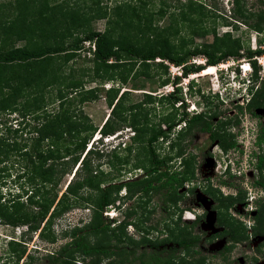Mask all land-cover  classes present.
<instances>
[{
  "label": "trees",
  "instance_id": "trees-1",
  "mask_svg": "<svg viewBox=\"0 0 264 264\" xmlns=\"http://www.w3.org/2000/svg\"><path fill=\"white\" fill-rule=\"evenodd\" d=\"M109 1L111 3L108 4ZM158 1L159 8L150 10V0H73L71 3L70 0H14L12 7L15 16L11 17L7 23L0 25V37L2 36L0 40V111H17L14 109L15 107L13 108L14 101L20 100V96L35 87L37 82H44L47 79L51 82H57L52 72H47L46 76L42 75L41 81H36L33 77L30 79L29 68L32 65L38 66L40 63L49 64L53 59L60 58L72 62L76 68H80L76 62L89 64L82 72L83 76L90 80L89 82H116L117 90L124 86L129 79L144 76L143 70L149 67V63H154V60L165 61L174 67H184L188 57L202 56L204 62L213 67L229 58L235 60L247 58L253 70L249 88L253 87V82L257 81V68L254 61H250V58L263 54L264 48L246 49L245 53L239 52L238 42L230 41L226 33L218 37L214 28H207L203 24L196 27L190 22L191 19L188 20L189 15L193 13L192 18H204L205 12L196 4V0H188L186 5L177 7L180 19L186 22L191 30L198 31V36L210 35L212 42L175 53L171 51L167 41L154 42L157 34L156 30L152 28V22L164 15L161 6L164 1ZM234 2L236 3V0ZM253 17L254 21L248 24L249 27L256 33L263 32L264 14L259 12ZM96 21H103L104 28L102 31H96L93 28L92 24ZM232 27L235 28V26ZM9 36L22 42V45L5 49L4 42L6 38H10ZM85 44L87 47H84ZM83 51L86 54L81 57ZM110 64H123L124 66L115 78H109L105 75L110 67H115L110 66ZM161 64L158 62L159 66H162ZM5 69H8L9 73ZM204 69L201 66L189 65L184 68L182 74L183 76L197 74ZM74 70L76 69H71V72L73 73ZM3 73L7 75L1 77ZM261 85V91L259 90L252 96L246 106L247 109H257L264 106V104L258 103L254 97L259 92L260 94L264 92V80H262ZM68 89L70 91H67ZM95 91V88L84 90L83 82L75 81L68 83L63 92L58 90L56 96L57 110L54 112V108L51 109L52 111L50 110L51 113L49 114L47 112L42 115L39 114L32 118L33 124L29 122L30 132L33 135L26 139L31 142L29 148L25 147L26 143L24 142L22 145L18 143L16 138L10 141L0 138V162L10 157L18 158L24 171L31 173V177L28 179L30 183L37 180L41 186L51 184L53 187L56 184L53 181L54 175L61 176L69 173L72 167H75L73 168L74 171L70 172L71 178L55 204L54 190L48 199L40 200L37 215L30 217L31 220L28 219L27 214L21 213L14 216L7 213V207L5 208L2 204H0V218L5 219L7 225H24L26 231L34 232L39 228L45 213L53 204L49 217L61 215L68 208L74 206L72 204L78 200L90 209L88 220L68 231H63L60 237L61 239L67 238V241L53 252L49 251L42 255L44 263L40 264H75V258H79L84 264H101L104 261L105 264H133L135 262L138 264H203L205 258L198 255L196 250L199 237L191 234L190 231L179 237L153 239L145 233L156 230L158 223L152 227H144L141 224L142 220H140V224L139 222H129L127 218L131 212L126 214L124 220L116 223L115 220L105 219L102 213L108 207L114 206L121 189L126 190L125 199L128 200L136 194L145 196L148 193L156 194L165 190L167 195L163 197V202L175 204L183 195L178 194V188L193 179L192 159L182 158L179 163L182 170H171L167 166L171 157H161L155 151L157 141L166 139L174 127L180 126V124H183V128L177 131L178 136L196 130L197 132L209 133L211 140H215L216 134L211 132L214 125L220 128L227 124L234 125L237 121L229 118L225 123H212L215 114L205 116V112L188 116L183 109L182 98L177 96L179 89L174 87L167 95V99L170 100L172 106L176 105L175 108L180 107L181 111L177 119L169 117L168 120H164L165 129L147 127V123L140 116L141 122H138L136 119L138 115L133 110L135 107H123L126 102V91L123 90L108 93L107 106L110 112L102 125L95 129L89 122H86L88 119L85 115L76 112L75 107L70 109L74 102L70 99L71 93L78 94L77 102L82 103L96 98L93 95ZM144 95H146V101L150 99L151 95ZM236 108L237 111L241 112V106ZM125 112H128L129 118L131 117L128 126L132 128V136L135 140L143 143L146 153L141 162L142 165H140L142 175L128 182L105 183L101 171L97 169L98 166L92 170L91 162L88 159L90 154L100 158L103 150H91V146L86 148L88 139L94 132H97L100 138L112 135L119 124L127 121ZM26 115L27 111L19 112L20 118ZM19 117L18 119H20ZM18 122V126L27 125L23 119ZM19 128L12 129L13 135L21 132L22 129ZM62 135H67L69 146L60 151L57 145ZM44 142H46L47 148L43 151V149L40 150L39 145ZM260 142L264 144V136L258 138V143ZM233 146V143H228L220 147L226 150ZM173 147V145H169L170 149ZM179 155H181V149L175 151V156L178 157ZM80 171H82L81 178L73 181V178ZM83 189L90 190L84 199L78 194L79 190ZM31 194V196H27L30 204L34 202L31 201L33 193ZM71 197L75 201H72ZM238 201L240 200L237 199L236 202ZM259 212L257 209V213ZM129 224L133 225L141 234L137 241L128 238V236L123 237V240L134 247V249L125 251L118 248L116 241L118 239L115 238V235L117 233L122 235V231ZM191 226L189 227L191 228ZM45 230H47L46 235H43ZM49 230L50 221H45L38 236L47 243L54 244L56 236ZM169 242L172 244L169 251L154 250ZM12 245L17 246L18 244L13 241L8 242V248L14 251ZM149 248L152 250L148 251ZM135 250L139 253L135 254ZM22 253L23 250L14 251L11 255V261L8 260L9 257L7 256V261L2 264L17 262Z\"/></svg>",
  "mask_w": 264,
  "mask_h": 264
},
{
  "label": "rangeland",
  "instance_id": "rangeland-1",
  "mask_svg": "<svg viewBox=\"0 0 264 264\" xmlns=\"http://www.w3.org/2000/svg\"><path fill=\"white\" fill-rule=\"evenodd\" d=\"M72 1L73 0H70V3ZM163 1L164 4L161 6L163 7L164 15L161 18H156L152 22V28L156 30L157 34L154 38V42L167 41L171 51L175 53H180L186 49L212 42V37L210 35L205 37L198 36V31L191 30L186 25V22L180 19L177 7L186 5L188 0ZM13 2L14 0H0V25L7 23L11 17L15 16V11L13 12L12 7ZM150 2V10L159 8L160 4L158 0H150ZM109 3L111 2L109 1L108 4ZM236 3L234 0H196V4L204 9L205 16L204 18H192V13L189 15L190 17H188V20L191 19L190 22L196 27L203 24L207 28H214L215 34L218 37H221L226 33L230 41L238 42L239 52L243 51L245 53L246 49L254 50L264 48V32L256 33L248 25L254 21L253 15L259 12L264 14V0H236ZM92 25L96 31H102L104 28L103 21H96ZM232 26H235V28ZM159 29L161 30L159 31ZM9 37L10 38H6L4 42L5 49L22 45V42L17 41L14 37ZM1 38L2 36L0 37V40ZM86 45L87 44H85L84 47H87ZM85 54L84 51L81 52V57ZM257 57L258 56L250 58V61L253 60L255 67L257 68L256 74L261 70L256 61ZM186 61L184 67H174L172 64L165 61L154 60V63H149V67L143 70L144 76H138L136 79H129L124 86L121 88L119 87V90H117L118 87L115 84L116 82H89L90 80L82 74L83 69L89 65L87 63L81 64L76 62L77 65H80V68H76L72 62L64 61V59L60 58L53 59L49 64L40 63L38 66L32 65V67L29 68L30 79L33 77L36 81H41L40 78L42 75L46 76L47 72H52L55 75V80L57 82H51L49 79H44L46 80L44 82H37L35 87L31 90H27L26 93L20 96V100L14 101L13 108L15 107L14 109L17 111H0V138L6 139L7 141L16 138L18 143H21L22 145V142H24L26 143L25 147H28L31 142L26 139L33 136L32 132H30L31 126L29 125V122L33 124V117H36L39 114L42 115L44 112L49 114L54 108L55 112L57 110L56 96L58 90L63 92L64 87L72 81L83 82L84 90L90 88L96 89L93 93L96 98L82 103L77 102L79 99L78 94L75 95L71 93L70 95V99L74 101L70 109L75 107L76 112L78 111L85 115L88 119L86 122H89L93 128L98 129L110 112V109L107 106L108 93H114L117 91L121 92L123 90L126 91V102L123 107H135L133 110L138 115V117H136L138 122H141L140 118L143 117L142 119L147 123V127H159L165 129L166 125L164 120H168L169 117L177 119L181 111L180 107L175 108L176 105L172 106L170 100L167 99V95L174 89V87H177V89H179L177 96L182 98L183 109L188 116L194 115L195 113L205 112V116L212 113L215 114L212 123H225L229 118L237 121L234 125L227 124L220 128H218L217 125H214L211 132L216 134L215 140H211L209 133L197 132L196 130L189 134L184 133L178 136L177 131L180 128H183V124H180V126L174 127V130L166 137V139L163 138L161 141L158 140L155 144V151L157 154L159 153L161 157L165 158L168 156L171 157L169 162H167V166L170 167L171 170H177L178 167H180L179 163L182 158L192 159L191 169H193L192 173L194 179L190 180V182L193 184L194 188H199L196 191V197L202 198L203 202H207L205 205L202 203V206H205V208L208 207V210L205 212L207 218L206 220H203L202 227L205 229L204 233L209 232L211 234L214 231L213 226L215 222V213L213 210L209 209L213 202L212 198L227 206L232 203L236 204V200H242V198L245 199L243 200L245 201L244 203H249L247 198L254 195L264 198V191L261 193V189H259L257 185L252 184L254 178H250L247 169L246 171L244 170L246 172L244 177L237 175V165L236 162H234V160L239 162L243 161L241 158V150L246 154L251 151V141L255 134L259 132V127L254 124L257 123V121L255 118L249 116L247 110L244 114L242 110L241 112H239V110L237 111L236 107L242 104L240 100L238 101V99L235 98L233 89L230 87L227 88L228 85L232 84L230 81V75L236 78L238 74V76L242 77L240 71L241 69L246 70L245 64L249 63L247 58L237 60L229 58L227 61L216 66V74L204 77H195V74H193V76H183L182 74L184 68L189 65L201 66L206 69L207 64L204 62L202 56L188 57ZM158 62H161L162 66H159ZM110 66L115 67H110L109 70L105 72V75L109 78H115L124 68L123 64H110ZM70 68L76 70L72 73ZM14 70L17 72L16 69ZM5 71L9 73L8 69H5ZM243 73L244 76H247V72L243 71ZM6 75L7 74L3 73L1 74V77ZM173 83H176V85H173ZM216 83L218 84V94L214 93ZM212 88L213 90H211ZM67 91L70 90L68 89ZM64 92H66V90H64ZM144 94L151 95L150 99L146 101V95ZM254 97L258 103L264 104V92L261 94L259 92ZM259 110L264 114V108ZM22 111H27V115L20 118L19 112ZM260 111L257 110V113H260ZM124 115L127 116V121L123 124H119L116 131L113 132L112 136L117 135L114 139L96 140L95 138L99 137L97 132H94L91 138L88 139V146L86 148L91 146V150H103V154L100 158H96L94 155L90 154L88 155V159L91 162L92 170H94L95 166H98L97 169L101 171L105 183L128 182L137 179L142 175L140 165H142L141 162L146 156L144 146L141 141H137L134 139V136H131L133 131L132 128L128 126L131 117L129 118L128 112H125ZM18 117L23 119V122L27 123V125L23 124L18 126L17 123H19L18 121L20 120ZM260 125H262L261 133H263L264 120ZM17 128L22 129L21 132H17L16 135H13L12 129ZM81 135L83 136V133H81ZM228 143H233V148L225 153L221 152L220 146L227 145ZM169 145H173L174 147L170 149ZM67 146H69L67 135H62L61 139L58 141L57 147L62 151L63 148ZM39 147H41L40 150L43 149L44 151L47 148L46 142L40 143ZM177 149H181V155L178 157L175 156V151ZM223 160H229L231 168L236 169L235 172L237 176L235 175L230 179L227 177L224 178L226 186L223 187L222 193L234 194L237 191L238 183H242L241 185L243 186L244 184L247 185L252 194L248 195L245 192L246 194L244 193V195H241L236 199L224 198L222 193L221 195L217 191L210 190L211 187L201 180L202 177L208 175L216 184V175L221 171L220 167L222 168L227 162H223ZM241 165H244L243 162ZM238 166L240 167V165ZM73 168L75 167H72L69 173L61 176L54 175L53 181L56 184L53 187H51V184L41 186L37 180H35L34 183L28 182L31 173L26 170L24 171L22 163L18 158L10 157L9 159H4L3 162H0V204L4 205L5 208L7 207V213H11L14 216L21 213L27 214L28 219L31 220L30 217L37 215L40 200L48 199L54 190L56 195L54 201L55 204L70 180V174L74 171ZM81 176L82 171L73 178V181L79 180ZM185 184L186 185L183 186L184 188L189 185L187 183ZM31 193H33L31 201L34 202L30 204L27 196H31ZM89 193L90 190L83 189L79 190L78 194L79 197L81 196L84 199ZM125 195L126 190L121 189L118 192V198L114 206L108 207L102 213V216L105 219H112L117 223L124 220L126 214L131 212V215L127 218L129 222H139V224L142 222L141 224L144 227H152L158 223L156 225V230H150L148 233H145L149 238L153 239L166 237L173 238V236L179 237L187 231H190L193 235L196 233H202V231L196 227L190 228V221L185 218L187 217L186 215H188L186 212L192 213L191 209L196 210L202 208V206L199 208L193 204L194 201L191 194L182 195V197L180 196L175 204L163 202V197L167 195L165 190L156 194L148 193L145 196L142 194H136L131 196L129 200L125 199ZM70 199L75 201L72 197ZM54 204L49 208L48 212L45 213L39 228L34 232L26 231V226L24 225H7L5 224V219L0 218V264L7 261L8 257V260L10 259L9 261H11L12 253L20 250H23V253L19 260L17 262H9L10 264L44 263L42 255L49 251L53 252L67 241V238L61 239V233L86 222L90 215V209L78 200L72 204L74 206L68 208L61 215L49 217ZM244 208H253V205L252 207L245 206ZM222 209V215H226L227 213V215H230L233 219H236L235 217H238L239 219L245 218L243 208L240 209V212L234 211V207H231L229 212L228 210L225 211L224 207H222ZM231 215H235V217ZM262 215H264V211L262 212ZM140 220L142 221L140 222ZM45 221H50L49 231L53 232L56 236V242L54 244H49L38 236L39 230L44 225ZM46 231L47 230H45L43 235H46ZM140 234L141 232L133 225H127L125 230L122 231V235L118 233L115 235V238L118 239L116 240L118 242V248H122L125 251L134 249V247L128 244L126 240H123V237L128 236V238L137 241ZM199 235L200 242L196 247V250L198 255L205 258L204 264H238L236 257L238 258L240 255L244 254V251L241 248H238L234 250L228 258L224 259V256L221 258L218 256L217 251L220 249L222 240L214 243L215 239H213L211 242L206 243L208 239L206 234ZM9 241L18 244L17 246L12 245L14 251L8 248ZM171 247L172 244L169 242L154 250L167 252ZM151 250L152 249L150 248L148 249V251ZM137 253L139 252L135 250V254ZM247 257L249 258V256ZM259 258L261 264H264V260L261 259V256H259ZM75 264L84 263H82L79 258H75ZM101 264H105V261ZM133 264L138 263L135 262Z\"/></svg>",
  "mask_w": 264,
  "mask_h": 264
},
{
  "label": "flooded vegetation",
  "instance_id": "flooded-vegetation-1",
  "mask_svg": "<svg viewBox=\"0 0 264 264\" xmlns=\"http://www.w3.org/2000/svg\"><path fill=\"white\" fill-rule=\"evenodd\" d=\"M261 89H262V85H259V88L256 91H247L246 95L244 96V99L242 100L241 110L243 114L247 110L249 116L251 118H255L257 123H254V124L257 125V127H259V132L256 133L254 138L252 139L251 151L248 152V154H246L243 150L240 149L242 152L241 158L243 159V161L239 162L237 160H234V162H236V165H237V168H236L237 175L240 177H244L246 175L245 171L247 169L248 175L250 176V178H254V181H252V184L257 185L259 189H261L260 192L263 193L262 191H264V164H263L264 144L261 142L258 143V138H261L264 136V132L261 133L262 125H260L264 120V114L261 113L262 111L259 110V109L264 108V106L257 108V109H253V110L246 108L252 96L259 90L261 91ZM257 110L260 111V113L259 112L257 113ZM220 149H221V152L225 153L231 148L223 150L220 147ZM224 161L226 162L227 160H223V162ZM242 162L244 164L243 166L241 165ZM259 163L261 164L258 166ZM238 165H240V167ZM220 169L221 171H219V173L216 175V181H217L216 184L214 183V180L208 175L202 177L201 180L206 182L211 187L210 190L217 191L218 193L221 194L223 192L222 190L223 187L226 186V184L224 183V178L227 177L228 179H230L233 176H235L236 169L231 168V163H229V160L226 162V164L223 165L222 168L220 167ZM177 170H182V168L178 167ZM186 183L189 185H187L186 188L183 187L186 184L181 185V187H179L177 190L178 194L180 195L181 194L183 195L191 194L193 196V201H194L193 204L199 208L202 206V203H204L205 205V203H207L206 201L203 202L202 198L196 197V194H197L196 191L199 188L198 187L197 189L194 188L191 182H186ZM241 184L242 183H238L239 186L237 185V191L234 194H231V193L223 194L222 193L223 195L222 194L221 195L224 198L236 199V198H239V196L244 195L245 192L248 195L252 194L250 189H248L247 185L244 184L243 186ZM248 198L247 200L249 201L250 204L244 203L245 201L243 200L245 199L242 198V200H240L236 204L232 203L228 206L212 198L213 202H212L211 207H209V209L213 210L215 213V222L213 226L214 231L213 233H211L212 235L209 232L204 233L205 229H203L202 227L203 220H206L207 218L205 215V212L208 210V207L205 208V206H202L201 209H196V210L191 209L193 220L190 221V225H192L191 228L196 227L199 230H201L202 233H199V234H203V235L206 234V237L208 238L206 243L211 242V240L213 239H215L214 243L222 240L220 249L217 251V254L219 257L223 258L224 256V259H226L230 256L231 253H233L234 250L241 248L244 251V254L240 255L238 258L236 257V261H238V264H261V260L259 256H261V259L264 260V223H263L264 215H262V210L264 207L263 205L264 198L256 196V195L252 197L250 196ZM252 205H253V208H249V209L244 208L245 206L252 207ZM222 207H224L225 211L228 210V212L231 207H234V211L236 212H240V209L243 208L244 209L243 212L245 213V218L239 219L238 217H235V215H231L236 218V219H233L232 217H230V215H227V213L226 215H222L221 214V211L223 210ZM257 209L260 211L259 213H257ZM185 218L188 219V217H185ZM199 234L196 233L195 235L200 237ZM199 242H200V238L198 240L197 246ZM247 256H249V258Z\"/></svg>",
  "mask_w": 264,
  "mask_h": 264
},
{
  "label": "clouds",
  "instance_id": "clouds-1",
  "mask_svg": "<svg viewBox=\"0 0 264 264\" xmlns=\"http://www.w3.org/2000/svg\"><path fill=\"white\" fill-rule=\"evenodd\" d=\"M254 50H256V49H254ZM258 58V59H257ZM256 58V61L258 62V64H259V66H260V68H261V70H259L258 71V74H256L257 75V81L256 82H253V87L250 89L249 87H250V83H251V79H252V74H253V70H252V68H251V66H250V64L249 63H246L245 65H246V71L245 70H243V69H241V76L242 77H240V76H238V74H237V76H236V78L234 77V76H232V75H230V81L232 82V84L231 85H228V87L227 88H231V89H233V94H234V96H235V98H237L238 99V101L240 100V102H241V104H242V100L244 99V96L246 95V92L247 91H256L258 88H259V85H261V82H262V80H264V62H263V58H264V53L263 54H261L260 56H258ZM207 66H209V65H207ZM216 66H218V65H216ZM216 66H213V67H216ZM210 68H212V67H207L206 69H210ZM240 68V67H239ZM243 71L244 72H247V76H244V73H243ZM242 73H243V75H242ZM246 74V73H245ZM190 75H193V74H190ZM190 80H193V79H190ZM235 80H236V83H235ZM249 88V89H248ZM211 90H213V88L211 89ZM218 84L216 83L215 84V90H214V93H217L218 94ZM226 98V97H225ZM220 100L222 101V99L220 98ZM240 106H242V105H240ZM117 135H114V136H112V135H109V136H106V137H104V138H100V135H99V137H96L95 139L97 140H99V139H105V140H112V139H114L115 137H116ZM132 136V135H131ZM190 213V212H189ZM192 214V213H191ZM187 220H189V221H191V220H193V219H191V218H188Z\"/></svg>",
  "mask_w": 264,
  "mask_h": 264
},
{
  "label": "bare ground",
  "instance_id": "bare-ground-1",
  "mask_svg": "<svg viewBox=\"0 0 264 264\" xmlns=\"http://www.w3.org/2000/svg\"><path fill=\"white\" fill-rule=\"evenodd\" d=\"M208 67H212V66H208ZM214 74H216V67H212V68H210V70H208V69L201 70L199 73L195 74L196 75L195 77H204V76H207V75L208 76H213ZM190 78H192V77H190Z\"/></svg>",
  "mask_w": 264,
  "mask_h": 264
},
{
  "label": "built area",
  "instance_id": "built-area-1",
  "mask_svg": "<svg viewBox=\"0 0 264 264\" xmlns=\"http://www.w3.org/2000/svg\"><path fill=\"white\" fill-rule=\"evenodd\" d=\"M186 214H188V215H186L188 218H191V219H193V215H192L191 213H189V212H186Z\"/></svg>",
  "mask_w": 264,
  "mask_h": 264
}]
</instances>
